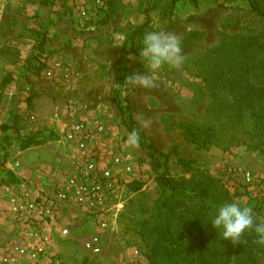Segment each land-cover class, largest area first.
<instances>
[{
	"label": "rangeland",
	"instance_id": "374dc122",
	"mask_svg": "<svg viewBox=\"0 0 264 264\" xmlns=\"http://www.w3.org/2000/svg\"><path fill=\"white\" fill-rule=\"evenodd\" d=\"M113 1L119 7L111 13ZM154 2L55 0L44 6L42 0H0V186L22 183L20 173L29 170L47 183L55 171L70 168L77 154L64 129L73 117L106 124L112 144L104 158H120L123 184L118 205L108 214V228L100 229L86 213L71 217V237L58 236L54 264H148L140 229L158 197V186L145 151L138 143H127L130 133L114 100L119 91L131 98L135 118L151 140L165 152L178 147L179 155L172 156L169 167L174 176L183 175L178 157L189 158L264 219V152L248 144L201 149L166 123L185 120L226 128L229 111H221L220 99L264 96V19L251 11L247 0H201L198 5L182 1L175 9L169 0H158L150 11L149 30H172L183 42L191 31L202 35L184 42L181 68L160 73L157 85L145 89L121 81L123 74L142 68L129 59L134 53L121 62V49L128 33L146 21ZM41 41L43 49L38 47ZM217 64L226 69L228 83L237 81L240 91L231 86L211 91L203 83L199 67ZM12 120L14 125L6 129ZM32 136L45 142L22 149ZM230 168L251 171L252 184L241 177L226 180ZM132 182H140L141 188L132 191ZM4 228L0 218V253L9 241ZM95 235L101 241L98 254L85 245Z\"/></svg>",
	"mask_w": 264,
	"mask_h": 264
},
{
	"label": "trees",
	"instance_id": "16d2710c",
	"mask_svg": "<svg viewBox=\"0 0 264 264\" xmlns=\"http://www.w3.org/2000/svg\"><path fill=\"white\" fill-rule=\"evenodd\" d=\"M157 1L155 0L147 10L146 21L128 33L121 49V62L125 61V55L135 53L139 47L143 33L150 28V11L158 7ZM182 1L198 5L201 0H169L171 9H175ZM54 2L55 0H42L44 6ZM247 2L251 11L264 19V4L260 0ZM118 7L116 2H110L109 11L114 13ZM201 35L200 31H191L184 42L195 40ZM44 44L45 41H41L39 49H43ZM121 70L127 69L122 67ZM197 74L211 91L229 86L233 90L241 89L237 87V81L228 83L227 71L223 65L200 66ZM125 75L120 77L122 82ZM114 100L121 114L122 125L130 134L134 130L138 132V144L150 160L158 186V197L149 216L142 221L140 229V235L148 246V264H264V245L257 242L255 233L247 234L243 238V243L233 244L222 239L210 221L205 223L202 217L197 216L206 210L203 206L208 201L218 203L238 197L220 178L208 171L197 169L189 158L178 157L177 162L182 167L183 175L174 176L169 167L172 156L179 155L178 147L173 146L169 152L162 150L135 118L131 98L122 97L119 91ZM219 102L221 111H229L226 115L228 120L226 128L185 120H167V128L179 129L188 143L195 144L201 149L208 150L219 145L229 149L231 146L248 144L264 152V96L257 95L247 99L237 96L233 101L220 99ZM14 123L12 120L6 129ZM43 142L45 140L40 141L32 136L24 141L22 149ZM16 181L18 180L13 178V182ZM141 186L140 182L129 184L132 191L139 190Z\"/></svg>",
	"mask_w": 264,
	"mask_h": 264
},
{
	"label": "built area",
	"instance_id": "2783aa9c",
	"mask_svg": "<svg viewBox=\"0 0 264 264\" xmlns=\"http://www.w3.org/2000/svg\"><path fill=\"white\" fill-rule=\"evenodd\" d=\"M64 134L77 154L69 171H55L47 183H40L30 171L22 183L0 186V218L9 240L0 264H54L58 236L71 237V217L86 213L100 229L109 226L107 217L118 205L123 184L120 158H104L110 152L111 133L102 121L73 117ZM3 164L0 159V168ZM239 177L247 184L253 182L251 171L227 169L226 180ZM85 245L95 254L101 251L98 235Z\"/></svg>",
	"mask_w": 264,
	"mask_h": 264
},
{
	"label": "clouds",
	"instance_id": "9594fccd",
	"mask_svg": "<svg viewBox=\"0 0 264 264\" xmlns=\"http://www.w3.org/2000/svg\"><path fill=\"white\" fill-rule=\"evenodd\" d=\"M129 59L133 63L139 62L142 68L127 73L124 81L129 85L152 89L157 85L160 73L179 69L184 64V42L176 32L154 27L143 33L139 47ZM138 139V132L134 130L127 143L136 145ZM203 207L206 210L197 216L202 217L205 223L210 221L222 239L233 244L243 243L247 234L255 233L257 242L264 245V219L259 218L254 208L241 198L234 197L218 203L208 201Z\"/></svg>",
	"mask_w": 264,
	"mask_h": 264
},
{
	"label": "crops",
	"instance_id": "0c3cea01",
	"mask_svg": "<svg viewBox=\"0 0 264 264\" xmlns=\"http://www.w3.org/2000/svg\"><path fill=\"white\" fill-rule=\"evenodd\" d=\"M72 166H73V165H72ZM72 166H71L70 168H68V169H65V171H69V170L72 168ZM29 172H30V170L28 171V173H27V172H21V173H20V176H21V177H19V178H21V180H23V178L29 176ZM38 180H39V182L41 181L39 178H38ZM4 229H5V228H4ZM5 230H6V229H5Z\"/></svg>",
	"mask_w": 264,
	"mask_h": 264
}]
</instances>
